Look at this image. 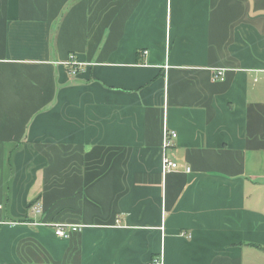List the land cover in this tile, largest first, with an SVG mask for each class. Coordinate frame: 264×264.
I'll return each mask as SVG.
<instances>
[{
  "label": "crops",
  "instance_id": "0c3cea01",
  "mask_svg": "<svg viewBox=\"0 0 264 264\" xmlns=\"http://www.w3.org/2000/svg\"><path fill=\"white\" fill-rule=\"evenodd\" d=\"M0 203V264H264V0H0Z\"/></svg>",
  "mask_w": 264,
  "mask_h": 264
},
{
  "label": "built area",
  "instance_id": "2783aa9c",
  "mask_svg": "<svg viewBox=\"0 0 264 264\" xmlns=\"http://www.w3.org/2000/svg\"><path fill=\"white\" fill-rule=\"evenodd\" d=\"M144 54L146 52H143ZM65 66L71 68L70 74L73 76L76 74L77 69L82 65L80 63H76L73 59V56L69 57V60L63 63ZM224 70L218 69L214 71L212 76L213 81H224ZM177 138V134L174 131H170L166 126L163 127V138H162V157H161V172L163 175H166L170 172L183 171L185 173H189L191 169L189 167L181 168L177 162L173 161L167 154L166 151L170 150L173 146V140ZM2 205L0 203V225L6 224V222L2 219L1 216ZM8 223V222H7ZM54 228V234L59 238H67L71 232H75L81 228V226L76 225H67V224H55L49 225ZM154 264H163L162 258L155 260Z\"/></svg>",
  "mask_w": 264,
  "mask_h": 264
}]
</instances>
